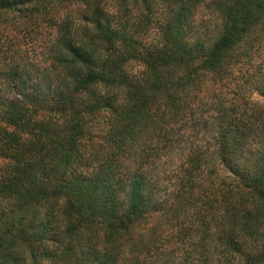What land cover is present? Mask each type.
Segmentation results:
<instances>
[{"label": "trees", "instance_id": "obj_1", "mask_svg": "<svg viewBox=\"0 0 264 264\" xmlns=\"http://www.w3.org/2000/svg\"><path fill=\"white\" fill-rule=\"evenodd\" d=\"M131 1L0 0V264H264V0Z\"/></svg>", "mask_w": 264, "mask_h": 264}, {"label": "rangeland", "instance_id": "obj_2", "mask_svg": "<svg viewBox=\"0 0 264 264\" xmlns=\"http://www.w3.org/2000/svg\"><path fill=\"white\" fill-rule=\"evenodd\" d=\"M107 6L110 11L118 14L123 18L125 22H130L131 24H136L141 18L144 20L145 15L140 11V8L136 6L131 0H108ZM71 13L74 16H79L82 13V8L74 4L71 8ZM166 7L162 3H158V5L154 8L153 16L151 25L149 26L150 30L146 32V39L147 40H157L159 38V31L158 27L160 24V21H162L166 16ZM215 19V20H214ZM196 20L199 22H204L208 26V30H214L215 24L218 20L216 12H214L212 6L209 7V1L206 3H203L201 7L198 8V12L196 13ZM215 31V30H214ZM45 36L39 35V36H25L19 38L17 44L18 47L21 49V53L26 54V56L30 57L31 59L41 61L43 56V42H44ZM16 50V49H15ZM17 52V50L15 51ZM13 53V51H11ZM28 53V54H27ZM5 55L0 54V57ZM1 60V58H0ZM1 68V67H0ZM255 99L258 101L264 102V97L260 96L259 94H255ZM170 185L171 183H167ZM176 234V233H175ZM174 236H177L174 235ZM196 236V235H195ZM172 237V236H171ZM194 237V236H193ZM179 242L178 238H175L172 243L169 245V252L173 254V261L176 264H179L182 256L187 252L185 250L186 243L183 244H176ZM183 250V251H182Z\"/></svg>", "mask_w": 264, "mask_h": 264}]
</instances>
